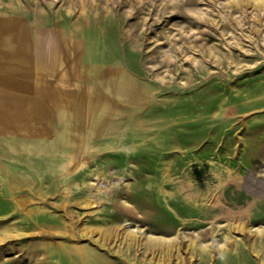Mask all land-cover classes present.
<instances>
[{
    "label": "rangeland",
    "instance_id": "obj_1",
    "mask_svg": "<svg viewBox=\"0 0 264 264\" xmlns=\"http://www.w3.org/2000/svg\"><path fill=\"white\" fill-rule=\"evenodd\" d=\"M0 30V264H264V0H0Z\"/></svg>",
    "mask_w": 264,
    "mask_h": 264
},
{
    "label": "bare ground",
    "instance_id": "obj_2",
    "mask_svg": "<svg viewBox=\"0 0 264 264\" xmlns=\"http://www.w3.org/2000/svg\"><path fill=\"white\" fill-rule=\"evenodd\" d=\"M15 23V22H14ZM8 25V24H7ZM6 28V27H5ZM7 29V28H6ZM17 30V29H16ZM1 31V30H0ZM17 34H18V31L16 32ZM3 34V33H2ZM19 47V46H18ZM20 49V48H19ZM42 56V55H41ZM17 102H20V101H17ZM41 102V101H40ZM21 103V105H23V103L24 102H20ZM25 105H26V103H25ZM24 105V106H25ZM45 105V104H44ZM26 109H24V107L23 108H21L20 107V109H19V111H18V114H16L15 116H14V118H16V119H19V120H21L19 123H20V125H19V127L21 126V127H26V128H29V129H31L32 128V126H33V123L36 121V119L38 120V118H40L41 119V115H42V111L44 110V106H43V103H30L29 105H26V107H25ZM23 110H25V111H23ZM23 111V112H22ZM44 116V115H43ZM42 120V119H41ZM24 121H26V122H24ZM18 123V124H19ZM42 123V122H41ZM17 124V125H18ZM26 131H28V130H26ZM35 134V133H34ZM104 182L103 183H100L99 185H97L98 186V188H102L104 185ZM111 185V184H110ZM96 197V196H95ZM94 197V195H90V197L88 198V199H86V201L88 202V203H93V202H95V200H96V198ZM245 228V227H244ZM248 230H254L253 228H251V227H248L247 228ZM104 229H101V235L103 236V238H106V237H108V234H106V232H104L103 231ZM131 236H134V234L133 233H131ZM77 252L79 253V255L81 256V254H82V252H83V247L82 246H77Z\"/></svg>",
    "mask_w": 264,
    "mask_h": 264
}]
</instances>
